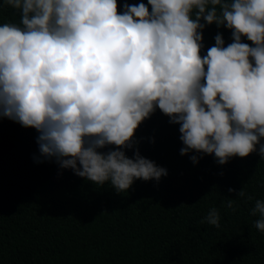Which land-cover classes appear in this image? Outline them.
Masks as SVG:
<instances>
[{
  "label": "trees",
  "instance_id": "trees-1",
  "mask_svg": "<svg viewBox=\"0 0 264 264\" xmlns=\"http://www.w3.org/2000/svg\"><path fill=\"white\" fill-rule=\"evenodd\" d=\"M0 264H264V0H0Z\"/></svg>",
  "mask_w": 264,
  "mask_h": 264
}]
</instances>
